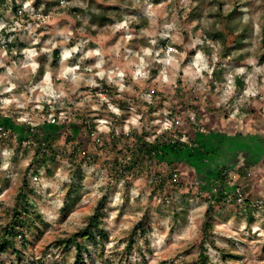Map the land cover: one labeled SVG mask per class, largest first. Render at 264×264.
<instances>
[{
    "label": "rangeland",
    "instance_id": "374dc122",
    "mask_svg": "<svg viewBox=\"0 0 264 264\" xmlns=\"http://www.w3.org/2000/svg\"><path fill=\"white\" fill-rule=\"evenodd\" d=\"M100 13H106L112 22L98 26L90 16ZM263 22L264 0L0 2V124L14 126L13 138L0 134V224L6 222L23 182L33 189V203L46 224L38 225L39 233H27L30 245L22 262L73 264L74 251L53 243L79 231L86 216L105 198L103 221L108 239L101 246H90L92 256L87 264H192L207 184L219 168L227 167L230 189H238L240 201L214 207L213 236L217 247L237 259L223 262L210 247L208 255L216 264H264ZM218 31L222 37L216 38ZM222 40L231 48L230 55L220 62L224 82L215 83L212 90L211 63L200 47L208 45L216 55ZM6 44L26 48L21 57L11 58ZM217 61L219 58L213 59L212 64ZM39 66L44 74L35 82ZM96 79H104L115 88L116 97L130 104L124 131L145 126L144 102L152 99L153 90L164 98L152 114L156 134L170 128L171 109L179 112L173 116L181 121L176 126L180 132L196 121H182L187 114L200 118L198 124L207 135L198 142L200 150L185 161L191 168L183 164L180 178L183 194L191 187V194L202 197L186 198L184 223L173 224L165 210L157 212L162 201L148 198L152 175L110 180L109 170L99 164L73 169L68 153L60 151L52 177L43 170L34 176L32 150L27 148L24 153L26 144L22 142L17 151L19 140L27 137L24 126L63 135L60 125L76 110L92 111L98 118L96 130L108 132V108L121 113L102 104L111 101L107 95L92 93ZM236 79L242 83L241 89ZM136 100L138 104L133 103ZM69 132L76 139L83 137V131L73 126ZM59 143L69 149L63 137ZM188 154L185 151L181 158L188 160ZM107 155L102 154L101 160ZM199 172L205 177L200 178ZM69 189L74 190L72 198L77 201L61 219L60 208ZM144 215H148L149 249L138 238L128 250L125 244L130 230Z\"/></svg>",
    "mask_w": 264,
    "mask_h": 264
},
{
    "label": "trees",
    "instance_id": "16d2710c",
    "mask_svg": "<svg viewBox=\"0 0 264 264\" xmlns=\"http://www.w3.org/2000/svg\"><path fill=\"white\" fill-rule=\"evenodd\" d=\"M0 2L3 3L4 0H0ZM14 12L17 13L16 7L14 8ZM235 12L236 7L232 10L231 15ZM90 17L98 26H104L107 22H112L106 13L91 15ZM261 34L264 43V22L261 28ZM215 37H222L221 31L216 32ZM220 45L221 48L216 55L213 54V50L208 45L200 47L211 63L209 83L212 90L216 87L215 83L220 85L224 82V71L221 68L220 62L221 59L224 60L230 55L231 48L226 47L223 40ZM25 48L22 45L14 47L6 44V51L11 58L21 57ZM53 57L56 59L59 57L58 50L53 52ZM216 58H219V61L212 64V60ZM43 74V67L39 66L34 81L40 80ZM236 84L238 89L242 88L240 80L236 79ZM92 93L97 96L101 94L107 95L111 101H104L102 104L108 107L112 106L121 113L119 115L108 108L107 113L111 118L108 124V132L102 133L96 130V121L98 118L88 109L82 113L76 110L75 113H70L69 117L64 119L63 124L60 125V130L63 129L65 132L63 135H58L57 133L55 135H48L39 131L37 128L24 126V133H26L27 137L19 140L17 151H21L22 142L26 144L24 150L27 148L32 150L31 165L35 166L32 175L38 176L40 170H43L48 177H52L56 167L55 158L60 151L68 153L67 159L70 167L73 169L78 170L82 165L90 166L92 164H99L105 170H109L110 180H128L130 178H141L152 175L150 177V192L148 198H157L162 201L161 209L158 208L157 212L161 213V211L165 210L173 224H177L179 221L184 223V216L188 214L185 208L186 198L189 196H201L200 193H196V195L191 194V187L183 194L181 192L184 190L183 183L180 178L183 164L187 165V168H191L189 166L190 162L185 161L190 160L195 150H200L198 142L202 137L207 135L203 132V128H200L204 126L198 124L200 123V118L192 116V113L187 114V118L182 121L186 122L188 119L192 121L196 120L195 122L197 124L190 122L187 124L188 129L181 130L182 132H180L176 126L180 125L181 121L174 117L179 112L171 109L168 114L171 122L170 128L161 130L156 134L154 126L151 125L153 120L152 114L159 110L158 108L163 104L162 101L164 98L161 92L153 90L151 92L152 99L144 102L145 108L142 116L145 126H142L140 129L131 127L129 131H124L122 128L124 115L130 108L127 99L116 97L114 94L115 88L104 79H96V85ZM189 101L192 104L191 100ZM133 103L138 104L137 100ZM189 108L192 111L195 110L194 106H190ZM243 111L247 112L246 109ZM182 115H186L184 111ZM72 126L74 129L83 131L82 138L76 139L71 135L69 130ZM13 127L9 123L0 124V134L7 139L13 138ZM189 131L194 133V136L188 134ZM209 134L211 133L208 131ZM61 137L64 139V145H70L69 149L66 146H61L59 143ZM182 137H185V140H182ZM185 151L189 152L187 156L188 160L181 158L182 153ZM26 152L25 150L24 153ZM102 154H108L104 160H101ZM198 176L200 178L205 177L200 172ZM230 180L228 168L221 167L216 171L214 179L212 181L210 180L207 184L208 188L205 191L206 198H204L206 208L199 226V237L192 245V264H216L208 255L209 247L216 250L223 262H226L228 259H237L234 254H231L224 248L217 247L214 240L215 237L213 236L214 227L212 219L214 207L217 205H225L226 203L235 204L240 198L238 197L240 193H238L236 187L234 191L230 189ZM33 194V189L29 188L26 182H23L15 195L12 206L7 211L6 222L0 224V264H25L22 261L25 259L30 245L27 233H31V235L35 231L39 233L41 230L38 225H46L33 203ZM73 194L74 190L72 189H69L66 193L65 201L60 208L61 219L66 218L69 209L77 201L72 198ZM176 195L180 196L175 199ZM104 202L105 198H102L96 204L92 213L84 219V226L79 231L67 238L56 240L53 243L55 247L74 251L73 264H87L88 259L92 256L90 246H101V242L108 239L103 221ZM244 202L247 203V200H244ZM147 219L148 215H144L130 230L125 244L128 250L132 248L138 238L143 240L144 246L149 249V244L146 239V232L149 228Z\"/></svg>",
    "mask_w": 264,
    "mask_h": 264
},
{
    "label": "built area",
    "instance_id": "2783aa9c",
    "mask_svg": "<svg viewBox=\"0 0 264 264\" xmlns=\"http://www.w3.org/2000/svg\"><path fill=\"white\" fill-rule=\"evenodd\" d=\"M240 200H238V202H239Z\"/></svg>",
    "mask_w": 264,
    "mask_h": 264
}]
</instances>
